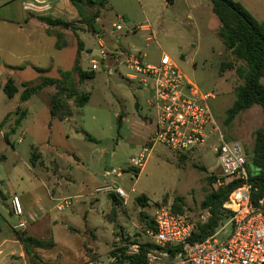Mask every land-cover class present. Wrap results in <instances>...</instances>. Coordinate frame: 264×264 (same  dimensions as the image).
<instances>
[{"label":"rangeland","instance_id":"1","mask_svg":"<svg viewBox=\"0 0 264 264\" xmlns=\"http://www.w3.org/2000/svg\"><path fill=\"white\" fill-rule=\"evenodd\" d=\"M234 1L240 2L257 21H264V0ZM57 3L58 0H0V121L12 113L7 122L12 117L14 128L8 133L0 131L2 230L16 237V232L27 231V227L15 229L20 222L29 225L31 220H58L63 226L52 232L59 241L57 249L39 253L30 244L28 264H59L61 260H67L66 264H111V252L117 247H125L131 254L134 244L151 243L153 240L143 232L146 221L159 207H173L177 198H182V215L206 222L210 213L201 205L206 195L217 188L209 180L215 174L210 170L217 166L209 149L182 160L168 147L156 145L141 171L132 166L131 159L142 149L151 150L148 143L155 129L156 110L148 102L151 91L125 77L131 71L118 66L119 52L140 51L143 62L150 65H159L163 53L169 55L202 93L214 95L209 104L218 126L226 138L240 142L247 153L253 147L255 131L263 123L262 107L255 105L230 124L225 123L227 110L236 100V88L243 80L237 72L239 64L226 51L218 34L220 21L210 0H176L174 4L165 0H108L96 22L98 33L81 23L75 8L73 14L55 16ZM97 9V5L92 6L93 12ZM37 13L62 18L69 26L53 27L50 35L46 24L33 19ZM75 28L81 29L80 38L88 49L81 53L82 68L90 70L93 58L102 66L94 79L80 85V90L90 95L86 106L73 107L70 121L55 120L50 127L49 100L55 88L48 87L23 102L22 84H35L44 76L59 78L61 71L73 68L78 55ZM56 34H61V39ZM100 41L109 55L107 61L92 54L100 48ZM106 64L114 69L112 74L104 67ZM75 78L78 80L77 74ZM9 79L19 89L13 98L3 90ZM69 104L74 106L73 100ZM19 108L28 109L29 114L18 125ZM33 146L45 153L35 149V167L30 162ZM113 170L120 176L106 178V173ZM114 184L129 195L127 205L116 194L120 206L112 199L113 193L96 192ZM15 194H24L31 213L22 217L14 214L9 195ZM142 195L148 197L146 208L137 202ZM63 198H71L72 205L58 212L56 206ZM142 210L150 217L146 221L140 216ZM7 224L14 228L7 229ZM46 229L45 234H37L43 237L44 244L51 240ZM13 258L19 259L18 252Z\"/></svg>","mask_w":264,"mask_h":264},{"label":"built area","instance_id":"2","mask_svg":"<svg viewBox=\"0 0 264 264\" xmlns=\"http://www.w3.org/2000/svg\"><path fill=\"white\" fill-rule=\"evenodd\" d=\"M116 28L122 30L120 25ZM98 44V52L106 61L104 43L100 41ZM119 55L118 66L131 71L125 77L151 91L148 102L156 110L155 129L148 143L151 150L142 149L131 159L132 166L141 171L156 145L166 146L180 155H196L209 149L217 159V166L210 170L217 176L215 186L236 179L244 181L223 205L228 216L212 235L201 242H190L198 231L199 222L175 214L170 205L159 207L153 216L154 228H144L143 231L153 240L151 244L157 246L147 254L148 264H264V199L258 206L251 201L247 168L249 154L240 142L227 139L218 126L209 104L214 95L202 93L166 53H163L159 65L145 64L140 51L136 54L120 51ZM101 66L102 63L93 58L90 70L98 71ZM104 67L109 74L114 72L109 64ZM111 175L120 176V173L115 170L107 172L106 178ZM96 192H113L125 205L129 201V195L117 184L98 188ZM58 202V212L72 205L71 198ZM12 207L16 216L24 215L17 195L12 197ZM15 229H26V223L20 222ZM169 245L180 247L176 255L172 256ZM140 249L141 244H134L131 255L139 254Z\"/></svg>","mask_w":264,"mask_h":264},{"label":"trees","instance_id":"3","mask_svg":"<svg viewBox=\"0 0 264 264\" xmlns=\"http://www.w3.org/2000/svg\"><path fill=\"white\" fill-rule=\"evenodd\" d=\"M168 4H174L176 0H165ZM212 11L220 21V29L218 34L222 39L223 45L227 52L234 57V62L238 63L237 72L243 83L236 88V100L233 105L227 110L226 124H230L239 114L245 112L255 105H260L263 112V123L254 133V143L251 151H249L248 183L251 185V201L255 206L264 199V21L259 22L255 17L240 3L234 0H210ZM71 4L77 10L80 21L89 31L98 33L96 26L97 20L100 18V10L106 8L108 0H70ZM97 5L98 9L93 12L92 6ZM37 19L49 26L67 28L69 24L62 19H54L51 16H38ZM48 29V33L53 35ZM80 28H75L74 33L77 38L78 55L73 68L69 71H61L59 78L41 77L35 84L34 82H23L24 91L21 95V101L26 102L33 96L39 95L44 89L54 87L55 92L49 100L51 118L58 121L68 120L73 116L72 106L69 104L73 100L74 106L78 108L85 107L90 100V95L80 90V85L88 79L96 77V71L84 70L81 66L80 57L84 51L85 45L79 36ZM57 39H61V34L55 35ZM57 46L62 48L61 43L57 42ZM101 61L102 58L97 57ZM229 63L228 67L232 68L233 64ZM77 74L78 80L75 75ZM4 92L13 98L19 89L13 79H9L3 87ZM21 116L17 119V124L22 122L25 116V111L20 108ZM8 117L1 123L2 127L7 123ZM88 139L92 140L90 136ZM228 139V138H227ZM230 140V139H229ZM187 155H181V159ZM38 161V154L35 149L32 150L31 163L35 165ZM217 176L212 174L209 180L215 185ZM244 183L241 179H236L218 186L212 190L202 202V208L208 210L210 217L204 223L199 222V228L190 242L197 243L204 241L212 235L218 228L220 223L228 216L223 210L224 203L228 200L230 194L242 186ZM112 199L118 206L121 201L116 195L111 194ZM182 198H177L173 204V212L175 214H183L182 207L179 202ZM137 202L142 208L148 207V197L142 195L137 198ZM115 211V208H114ZM140 216L143 221L150 217L140 211ZM153 218L146 221L145 229H153ZM2 231V222L0 215V232ZM16 237L24 244L28 252L30 244L43 245L41 240H37L25 234L16 232ZM157 246L146 242L141 244L139 254L131 255L127 253V248L117 247L111 252L114 262L111 264H148L147 254L151 249ZM168 250L172 256L176 255L180 250L179 246L169 245Z\"/></svg>","mask_w":264,"mask_h":264},{"label":"crops","instance_id":"4","mask_svg":"<svg viewBox=\"0 0 264 264\" xmlns=\"http://www.w3.org/2000/svg\"><path fill=\"white\" fill-rule=\"evenodd\" d=\"M57 6H58V9H57V11L54 12L55 16L61 17V16H63V13H67V14L68 13L69 14L75 13L74 6L71 4L70 0H58ZM64 10H65V12H64ZM38 16H49V15H47V14H38L37 13V14L33 15V19H37ZM54 19H58V18H54ZM44 24H46V23H44ZM48 29H49V26H48L47 30ZM145 29H148V28H145ZM79 36H80V34H79ZM87 50L88 49L85 46L84 51H82V53H84ZM121 50H124V49H121ZM98 51H99V48H98V50H94L92 54L94 56H96V55L99 54ZM117 51H119V50H114L113 52H117ZM127 51H129V50H127ZM104 57H106L105 59L107 61L108 58H109V55L107 53H105ZM26 102H28V101H26ZM24 105L26 106L27 104H24ZM73 107H75V106H72V109H73ZM24 111L26 112L25 116H24V118H25L29 114V110L27 109V110H24ZM10 114H12V113H8L7 117ZM19 117H20V115H19ZM11 119H12V117H10V121H8L5 125L0 127V131L1 132H2V130H7L6 133H8L9 131H11V132L14 131V128L12 127ZM23 120L24 119H22L21 124L23 123ZM70 120H71V118H69L68 120H65V121H70ZM53 121H55V120L52 119V121L49 124L50 127L52 126V122ZM65 121H61V122H65ZM0 122H2V121H0ZM0 126H1V123H0ZM37 148L38 147H34L33 146V149H37ZM39 151H40V149H39ZM40 153L43 154V155L45 154L42 151H40ZM30 162H31V159H30ZM32 166L35 167L36 164L32 165ZM110 193H113V192H110ZM13 196L14 195H9V198H12ZM17 196L21 200V204H22V207H23V210H24V215L31 213L32 208H30L29 202L24 197V194L17 195ZM3 197H4V195H3ZM33 209H34V206H33ZM7 225H8L7 229L14 228L13 226H10L9 224H7ZM62 226H63V222L60 223L58 220L46 219L43 222L31 220L29 225L26 224L27 231L24 232V234H25V236H28V237H31V238H34V239H37V240H41L44 243L43 237H41V235H37V234L39 233V231L41 233L43 231L42 234H45V231L47 230L46 227H48L49 228L48 229L49 230L48 234H49V236H51V240L48 242V244H43V245L40 246V245L32 243L31 245L33 246L32 249H34L35 252H39L40 250H42V252H46V251L51 252V250L57 249V247L59 245V241L55 239L54 233H52V232L54 230H58V228H60ZM41 228H42V230H41ZM42 236H45V235H42ZM15 252H18L19 259H14L13 258V255H15ZM39 253H41V252H39ZM27 255L28 254H27L26 248L24 247V244L21 241H19L17 239V237H14L12 233L9 234V233L5 232V230H2L0 232V264H4L5 262H9L10 264H18V263L19 264H28ZM41 257H42V261H44L45 257L44 256H41ZM66 261L67 260H65V261L61 260V262L59 264H66L67 263ZM46 264H58V262L52 261V262H48Z\"/></svg>","mask_w":264,"mask_h":264},{"label":"water","instance_id":"5","mask_svg":"<svg viewBox=\"0 0 264 264\" xmlns=\"http://www.w3.org/2000/svg\"><path fill=\"white\" fill-rule=\"evenodd\" d=\"M97 56H98L99 58H101V57H102V54H101V53H99Z\"/></svg>","mask_w":264,"mask_h":264}]
</instances>
